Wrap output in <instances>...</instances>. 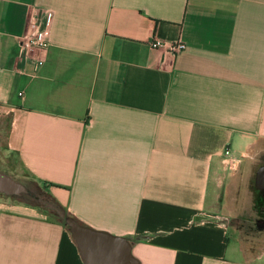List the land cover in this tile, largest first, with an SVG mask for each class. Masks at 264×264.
I'll return each mask as SVG.
<instances>
[{
  "label": "crops",
  "instance_id": "0c3cea01",
  "mask_svg": "<svg viewBox=\"0 0 264 264\" xmlns=\"http://www.w3.org/2000/svg\"><path fill=\"white\" fill-rule=\"evenodd\" d=\"M0 142L64 211L0 201V264H119L117 238L122 264H248L222 210L264 143V0H0Z\"/></svg>",
  "mask_w": 264,
  "mask_h": 264
},
{
  "label": "rangeland",
  "instance_id": "374dc122",
  "mask_svg": "<svg viewBox=\"0 0 264 264\" xmlns=\"http://www.w3.org/2000/svg\"><path fill=\"white\" fill-rule=\"evenodd\" d=\"M262 161L264 143L253 148L250 156L245 157L241 163L235 164L234 175L229 183L230 201L222 210L223 218L229 224L231 245L237 249V240L241 242L247 256L250 257L248 264H264V253L259 256L264 252V204L259 203L262 201V195L254 177L256 167ZM0 170L6 171L26 187V191L19 194L0 191V201L26 204L54 217H61L49 206L51 204L49 186L35 180L16 157L5 150L1 142Z\"/></svg>",
  "mask_w": 264,
  "mask_h": 264
},
{
  "label": "built area",
  "instance_id": "2783aa9c",
  "mask_svg": "<svg viewBox=\"0 0 264 264\" xmlns=\"http://www.w3.org/2000/svg\"><path fill=\"white\" fill-rule=\"evenodd\" d=\"M50 28V15L47 18L46 24L44 28L37 31V33L33 36L23 35L20 41L21 52L22 54H27L30 50L33 49H44L48 45V31ZM152 47H164L170 52H178L185 47V43L181 40L173 41V42H165L160 39H153L150 42ZM42 63L41 60L38 61ZM225 154L229 155L232 158L231 164H235V159L233 158V154L229 148L225 149ZM52 204V203H51Z\"/></svg>",
  "mask_w": 264,
  "mask_h": 264
},
{
  "label": "water",
  "instance_id": "95a60500",
  "mask_svg": "<svg viewBox=\"0 0 264 264\" xmlns=\"http://www.w3.org/2000/svg\"><path fill=\"white\" fill-rule=\"evenodd\" d=\"M263 169H264V166H262L259 170L261 171ZM0 191L4 192V193H7V194H19L21 192H25L26 191V187H25V185L22 182L16 180L13 176L8 174L7 172L0 170ZM51 205L52 204H50L49 206L51 207ZM58 214H60V215H62V217H64V214H63L62 211H61V213H58ZM70 223H71L72 228L75 231H76L77 228H79V227H77V225H76V223L74 221H71ZM91 233L95 234L94 232H91ZM76 234H78L77 231H76ZM101 234L102 235H106V234H103V233H99V234H96V235H101ZM117 241L122 245L121 246L122 250H121V253H120V257L116 258L114 263L122 264V263L125 262V259L128 256L129 245H128V243H126L124 238H117ZM126 246H127V248H126Z\"/></svg>",
  "mask_w": 264,
  "mask_h": 264
},
{
  "label": "bare ground",
  "instance_id": "6f19581e",
  "mask_svg": "<svg viewBox=\"0 0 264 264\" xmlns=\"http://www.w3.org/2000/svg\"><path fill=\"white\" fill-rule=\"evenodd\" d=\"M51 207L57 212V214L61 213V209L59 208V206H55L52 204ZM58 215H60V214H58ZM60 216H62V215H60Z\"/></svg>",
  "mask_w": 264,
  "mask_h": 264
},
{
  "label": "trees",
  "instance_id": "16d2710c",
  "mask_svg": "<svg viewBox=\"0 0 264 264\" xmlns=\"http://www.w3.org/2000/svg\"><path fill=\"white\" fill-rule=\"evenodd\" d=\"M50 201H51V203H52L53 205H55V206H59V208L61 209V211L64 212L63 209H62V207L60 206V204H58L53 198H51ZM61 217H62V216H61Z\"/></svg>",
  "mask_w": 264,
  "mask_h": 264
},
{
  "label": "flooded vegetation",
  "instance_id": "af4514ba",
  "mask_svg": "<svg viewBox=\"0 0 264 264\" xmlns=\"http://www.w3.org/2000/svg\"><path fill=\"white\" fill-rule=\"evenodd\" d=\"M255 183H259V182H258V179H257V176H256V182H255ZM262 188L264 189L263 185H262Z\"/></svg>",
  "mask_w": 264,
  "mask_h": 264
}]
</instances>
